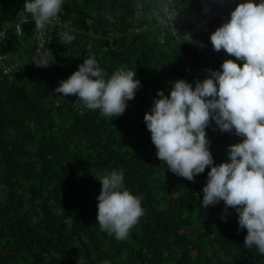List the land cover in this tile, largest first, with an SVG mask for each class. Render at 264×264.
Returning a JSON list of instances; mask_svg holds the SVG:
<instances>
[{
    "label": "trees",
    "instance_id": "obj_1",
    "mask_svg": "<svg viewBox=\"0 0 264 264\" xmlns=\"http://www.w3.org/2000/svg\"><path fill=\"white\" fill-rule=\"evenodd\" d=\"M165 1L63 0L44 44L54 62L37 79L28 72L36 42L25 0H0V24L28 18L20 35L9 27L0 42L4 61L20 60L11 77L0 72V264H264L244 247L247 230L233 208L222 219L223 201L201 205L210 169L192 182L170 172L143 120L157 90L167 96L179 79L194 88L226 59L242 64L215 51L209 37L228 19L223 10L244 0H173L194 18L188 38L162 34L155 13ZM66 31L71 43L63 42ZM90 56L108 77L135 71L140 87L122 115L104 117L54 92ZM206 136L214 165L242 139L214 121ZM113 170H123L124 188L142 197L145 212L123 241L96 222L99 181Z\"/></svg>",
    "mask_w": 264,
    "mask_h": 264
},
{
    "label": "clouds",
    "instance_id": "obj_2",
    "mask_svg": "<svg viewBox=\"0 0 264 264\" xmlns=\"http://www.w3.org/2000/svg\"><path fill=\"white\" fill-rule=\"evenodd\" d=\"M62 4L63 0H25L24 10L35 27L44 30L58 18ZM74 39L68 31L63 34V42ZM209 39L215 51L223 49L242 64L226 59L220 70L207 69L208 76L196 81L194 88L179 79L172 82L167 96L157 90L159 98L143 120L157 159L164 161L170 172L192 182L206 167L210 169L201 189V205L214 206L223 201L222 219H226L227 209L233 208L239 229L247 230L244 247L264 255V0L237 4ZM53 62L49 49L33 60L37 67ZM135 74L121 67L108 77L90 56L61 80L54 92L63 97L75 95L84 109L99 110L104 117H118L140 87ZM210 121L221 132L234 130L242 138L228 146L227 162L219 165L213 164L209 151L206 128ZM99 183L96 222L101 231L126 240L145 214L142 197L124 188L123 170L103 175Z\"/></svg>",
    "mask_w": 264,
    "mask_h": 264
},
{
    "label": "built area",
    "instance_id": "obj_3",
    "mask_svg": "<svg viewBox=\"0 0 264 264\" xmlns=\"http://www.w3.org/2000/svg\"><path fill=\"white\" fill-rule=\"evenodd\" d=\"M235 6L236 5H228L226 9L223 11L230 14V12L235 8ZM24 18H25L24 14L21 13V15L18 16V18L15 21H12V22L6 21V22L1 23L0 24V42L3 41L4 37L6 36V31L9 27L13 26L15 33L17 35H20L22 32L20 21H22ZM155 20L162 34L164 33V31L169 30L173 35L177 37H184V38H188L190 35L189 28H188V22L189 21L194 22L193 16L192 15L188 16L186 13L179 11L175 7V1L173 0H166L164 2L161 12L155 13ZM29 21L32 24V27H33L32 35L36 42L35 54L33 57V60H34L38 58L41 53L46 52V50L44 49V44L46 41H49L48 31H50L52 27H55V25H58L60 23V18L58 16V18L54 19L51 23L47 24L44 30L37 29L35 27L34 21L31 18L29 19ZM145 27H147V25H143L142 28H145ZM161 41H162V38H161ZM11 57L12 59L6 62V60L4 61L3 54L0 52L1 75H9V77H11V71L16 69L18 64L20 63L19 62L20 60L19 58L16 57V54H13V56ZM45 68L46 67H37L33 63V69H30V70L28 69V72L29 74L33 75L35 78L38 79L42 75V72Z\"/></svg>",
    "mask_w": 264,
    "mask_h": 264
},
{
    "label": "rangeland",
    "instance_id": "obj_4",
    "mask_svg": "<svg viewBox=\"0 0 264 264\" xmlns=\"http://www.w3.org/2000/svg\"><path fill=\"white\" fill-rule=\"evenodd\" d=\"M26 47H28V43H27V42H26ZM22 52H23V51H22ZM7 58H9V60L12 59L11 56H9V57L7 56Z\"/></svg>",
    "mask_w": 264,
    "mask_h": 264
}]
</instances>
